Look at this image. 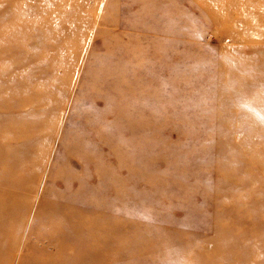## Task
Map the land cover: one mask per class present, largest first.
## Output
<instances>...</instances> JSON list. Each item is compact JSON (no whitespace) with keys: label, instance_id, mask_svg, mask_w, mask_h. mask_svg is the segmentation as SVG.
Listing matches in <instances>:
<instances>
[{"label":"rangeland","instance_id":"1","mask_svg":"<svg viewBox=\"0 0 264 264\" xmlns=\"http://www.w3.org/2000/svg\"><path fill=\"white\" fill-rule=\"evenodd\" d=\"M0 150V264H264V0H0Z\"/></svg>","mask_w":264,"mask_h":264},{"label":"bare ground","instance_id":"2","mask_svg":"<svg viewBox=\"0 0 264 264\" xmlns=\"http://www.w3.org/2000/svg\"><path fill=\"white\" fill-rule=\"evenodd\" d=\"M148 9V8H147ZM151 16H153V15H151ZM154 19H156V17L154 16L153 18H152V20H154ZM188 20V19H187ZM9 135V134H8ZM11 151H13V150H11ZM3 155V153H2V151L0 150V157ZM11 156V160H13V158H14V155H10ZM7 166V165H6ZM14 165H12L10 168H6L4 171H6L8 174H10L9 172L11 171V168L13 167ZM53 210V209H52ZM65 224V223H64ZM66 225V224H65ZM67 226V225H66ZM67 228L69 229L70 228V226H67Z\"/></svg>","mask_w":264,"mask_h":264}]
</instances>
